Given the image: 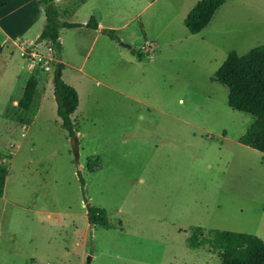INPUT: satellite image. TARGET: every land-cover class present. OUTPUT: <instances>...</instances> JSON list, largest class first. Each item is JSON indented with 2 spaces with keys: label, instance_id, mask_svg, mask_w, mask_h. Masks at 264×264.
I'll return each instance as SVG.
<instances>
[{
  "label": "rangeland",
  "instance_id": "obj_1",
  "mask_svg": "<svg viewBox=\"0 0 264 264\" xmlns=\"http://www.w3.org/2000/svg\"><path fill=\"white\" fill-rule=\"evenodd\" d=\"M198 1L55 0L61 20L122 27L116 39L60 30L78 65L63 71L80 97L77 139L57 112L46 40L27 44L32 73L51 80L28 111L13 104L27 62L17 48L0 54V264H221L209 245L189 246L194 227L264 240V153L240 141L255 117L232 108L216 79L231 51L264 44V0H225L192 34L184 21ZM15 7L5 25L17 31L18 19L36 39L43 3L0 0V15ZM88 206L106 209L112 227L92 225Z\"/></svg>",
  "mask_w": 264,
  "mask_h": 264
},
{
  "label": "trees",
  "instance_id": "obj_2",
  "mask_svg": "<svg viewBox=\"0 0 264 264\" xmlns=\"http://www.w3.org/2000/svg\"><path fill=\"white\" fill-rule=\"evenodd\" d=\"M45 9L46 21L40 38L51 40V48L56 59L54 72V96L57 102V112L61 118L63 129L72 137L79 133V123L74 114L80 103L78 91L75 87L65 82L58 75L65 65L60 62L63 46L60 41V29L63 27H90L98 28V23L91 17L87 24L62 22L59 19V9L55 0H40ZM225 0H199L189 11L185 18V25L192 34L201 33L213 20L217 10ZM104 33L116 39V30L104 29ZM140 55H142L140 53ZM216 79L228 88L229 105L240 111L252 114L254 122L240 137L241 143L264 153V44L240 55L231 51L224 63L216 71ZM38 78L32 74L23 91L18 105L24 110L33 107L37 92ZM0 153V197L5 191V182L8 175L7 168L1 162ZM100 165L99 158L88 161L89 169L95 170ZM84 184V179L81 178ZM89 222L111 228L108 212L104 208L90 206L88 211ZM190 247L200 248L209 245L217 251L221 264H264V240L260 237L243 232L228 230H209L206 233L202 227H194L188 239Z\"/></svg>",
  "mask_w": 264,
  "mask_h": 264
},
{
  "label": "crops",
  "instance_id": "obj_3",
  "mask_svg": "<svg viewBox=\"0 0 264 264\" xmlns=\"http://www.w3.org/2000/svg\"><path fill=\"white\" fill-rule=\"evenodd\" d=\"M17 10H18L17 7H15V8H12L7 14L0 15V54L3 53L5 51V49L13 52L15 50V48H17L20 51L21 56L27 62V72H28V77H27V80H26V83H27L29 77L32 74H34V73H32L33 72V68H31L30 65L28 64L29 63V60L27 59V44H28V46L30 45L31 47H34L36 44H39V43H41L42 45H44L45 44L44 43L45 41L43 40L42 42H38L37 43L38 39L40 38L41 32H40L39 35H37L38 37H36V39L30 41L27 38V28H28V25H25V26L24 25H19V22L17 21L18 19H15L14 21L11 22V25L12 26H19V28H18L17 31H14L11 28V26H9V24H8V26L5 25V23H4L5 22L4 21L5 18L7 16H10V15L15 14V12H18ZM60 15H61V12L59 11V19L61 18ZM45 21H46V15H45ZM61 21L62 22H65L64 20H61ZM66 22H70V21H66ZM97 22H98V28L97 29L88 28V27H85V26H83V27H75V28L76 29L86 28V29L93 30L95 32L96 37H98L99 35H104L103 34V30L104 29H114V30H117V29L122 28V27H115V26H111V25H105L104 23H102L101 19L98 20ZM73 23H76V22H73ZM87 23H88V21L86 20L82 24H87ZM9 28H11L12 31ZM65 28H67V27H65ZM75 28H69V29H75ZM22 36H25V38L22 37ZM59 39H60V41L62 43L61 36H60ZM113 41H115V40H113ZM40 45L37 46V48H36L37 50H39L41 48ZM62 46H63V51H62V58H61V61L60 62H62L65 66L77 68L78 65L75 66L72 63H70V62L67 61L66 54H65V46H64V43H62ZM145 49H148L149 52H153V51H155V46H153V44L150 43V44H147V46L145 47ZM40 51H41V49H40ZM151 59H152V61H154V58H151ZM64 69L61 71L62 78H63V71H64ZM82 70H83V65H81L80 67H78V71L82 72ZM35 75L38 78V86H37V92L35 94L34 99L35 98L38 99V97L41 96V98H42L41 99L42 100L41 101V105H42L43 102H44V99H45L44 98L45 97L44 96L45 91H47L49 93V90H50L49 84H50V81L51 80L49 79V74L46 73V72H39V74H35ZM52 80H53V84H54V78ZM26 83H25V85H26ZM68 84H70V83H68ZM70 85H72V84H70ZM45 86H47V88H45ZM24 88H25V86H24ZM24 88H23V91H24ZM19 100L14 99L13 100V104L16 107H18V111H22L24 109H22V108L19 107V105H18ZM33 104H34V101H33ZM39 110L40 109H38V112H39ZM24 128H26V126H24ZM211 255H213V254H211Z\"/></svg>",
  "mask_w": 264,
  "mask_h": 264
},
{
  "label": "water",
  "instance_id": "obj_4",
  "mask_svg": "<svg viewBox=\"0 0 264 264\" xmlns=\"http://www.w3.org/2000/svg\"><path fill=\"white\" fill-rule=\"evenodd\" d=\"M42 41H43V39H42V38H39L38 41H37V43H38V42H42ZM58 75L61 76V70L58 71ZM74 136H75V135H74ZM75 139H77V136H75ZM89 210H90V206H88V211H89Z\"/></svg>",
  "mask_w": 264,
  "mask_h": 264
},
{
  "label": "built area",
  "instance_id": "obj_5",
  "mask_svg": "<svg viewBox=\"0 0 264 264\" xmlns=\"http://www.w3.org/2000/svg\"><path fill=\"white\" fill-rule=\"evenodd\" d=\"M46 42L48 43L49 45V50H52L51 48V40H46ZM146 51H149L148 49H145ZM53 51V50H52ZM54 53V52H53Z\"/></svg>",
  "mask_w": 264,
  "mask_h": 264
}]
</instances>
